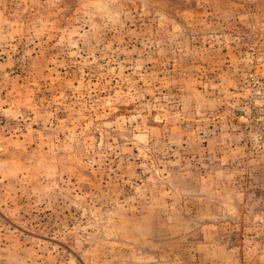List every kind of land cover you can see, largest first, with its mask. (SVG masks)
Returning a JSON list of instances; mask_svg holds the SVG:
<instances>
[{"label": "rangeland", "instance_id": "obj_1", "mask_svg": "<svg viewBox=\"0 0 264 264\" xmlns=\"http://www.w3.org/2000/svg\"><path fill=\"white\" fill-rule=\"evenodd\" d=\"M0 264H264V0H0Z\"/></svg>", "mask_w": 264, "mask_h": 264}]
</instances>
